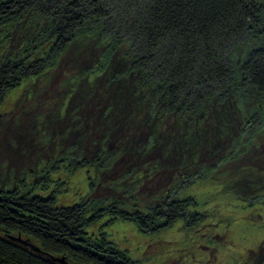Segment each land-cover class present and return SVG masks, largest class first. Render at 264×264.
I'll use <instances>...</instances> for the list:
<instances>
[{"label":"trees","instance_id":"trees-1","mask_svg":"<svg viewBox=\"0 0 264 264\" xmlns=\"http://www.w3.org/2000/svg\"><path fill=\"white\" fill-rule=\"evenodd\" d=\"M108 1L0 0V28L18 25L25 37L15 60L0 59V112L16 89L30 94L29 80L52 67L72 71L59 102L64 112H44L40 129L27 117H0V264H59L43 251L125 264L102 246L104 231L82 245L86 226L104 212L134 219L152 234L178 219L193 223L191 197L176 196L189 179L225 173L221 192L252 206L264 196V38L250 31L258 23L264 31V0ZM43 48L45 58L36 59L34 50ZM68 113L72 119L64 120ZM32 127L30 138L23 129ZM101 127L112 135L104 143L115 142L110 155L98 145ZM80 130L96 145H87ZM244 133L259 138L246 147ZM108 165L122 179L109 193L62 199L65 170ZM156 179L151 195L158 201L149 211L122 205L120 192L141 194L139 183ZM19 228L41 247L24 245L13 232Z\"/></svg>","mask_w":264,"mask_h":264},{"label":"rangeland","instance_id":"rangeland-1","mask_svg":"<svg viewBox=\"0 0 264 264\" xmlns=\"http://www.w3.org/2000/svg\"><path fill=\"white\" fill-rule=\"evenodd\" d=\"M111 1L113 0H109L108 3ZM113 3L112 5H105L110 7L113 6ZM262 26L258 23L255 26V31L252 29L250 31L254 33L253 35L256 34L259 38H264V31L260 32ZM8 28H13L12 38L6 34ZM8 28H0V59H2V62H7L10 57L15 60L17 57L16 51H21L24 46L25 37L19 35L20 26H8ZM254 40L255 37L252 41ZM27 46L26 48H30L28 44ZM249 46L246 45L244 48L246 49ZM34 51L36 59L45 58L41 54L44 48ZM18 61H20V57ZM69 72L72 71H67L66 68L52 67L48 70L47 75L38 78L39 80L28 81V92L30 91L28 96L23 93V87L13 91L0 112L2 122L12 119V121L18 123L23 119L22 117H27L26 122L28 120L32 121L34 123L33 127L40 129L42 123L45 122L43 121L46 117L43 115L44 112H49L54 117L57 116L56 113L61 115L64 108L63 105H59V102L64 99L62 96L64 93L63 85L70 75ZM49 80H53V83H49ZM32 107L40 109L41 113L39 114L41 116L37 115L38 118H31L32 112H28V109ZM85 113H88V111L85 110ZM66 119H72L71 113L67 114L64 120ZM98 123L100 124L99 121ZM33 127L23 129V132L29 135L30 138H33L34 135L33 133L30 134ZM56 130V133H61L59 129ZM84 132L85 130L78 131L79 136ZM97 134L100 137L98 145L103 147L104 153L110 155L114 152L115 142L109 140L111 146H107L103 141H106L109 137L112 138L106 127L98 128ZM63 135L65 138L72 139L70 135ZM250 136L252 135L244 133L240 138H243L244 141L242 142L246 147L251 141H256L259 138L258 134H253L252 139ZM80 137L87 145H96L95 138ZM62 161L67 162L65 158ZM74 172L70 170L63 172L64 185L60 189L62 190V199L70 203L78 199L93 198L94 196H100L101 198L104 191L108 193L111 191L112 183L116 185L122 181V179L114 178L119 176L120 169L112 170L109 165L100 167V169L92 168L89 172L84 168L73 174ZM224 175L225 173L223 175H213V177L207 175L203 178L189 179L188 184L186 183L187 185L182 188L181 192L180 189L177 190L178 200H185L187 196H190L191 200L189 202H193L194 214L197 215V219H203L196 226H193L197 221V219H194V216H196L194 215L193 223L186 218L178 219L171 225V228L165 229L159 234H152L146 232L134 219L115 218V215L104 212L98 216L97 220L86 226L85 229L89 231L90 236L85 237L82 245L94 244L95 237L103 238L101 232L104 231V239L107 238L109 241L106 239L107 243L102 246L112 251L115 258H117L116 260H122V263L125 264H264V196L254 198L252 202L254 206H252L236 199L231 194L221 192L222 185L219 182L224 180ZM33 178L31 176L28 179ZM158 181L159 179L153 180L148 182V185L145 183V186L140 182V187L144 189L137 188V190L141 194L132 191L120 192L122 205L129 208L130 211L140 208L149 211L151 209L149 204L158 201L153 200L154 191H158V188L153 185H156ZM167 205L168 202H166V205L162 204L161 206L168 210ZM150 229L151 226L148 230ZM19 231L13 232H15V235L22 237L24 245L31 242L35 246L41 247V242L32 237L27 229L19 228ZM42 254L47 258L50 256L59 264H86V262L76 259L71 252L48 253L43 251Z\"/></svg>","mask_w":264,"mask_h":264},{"label":"bare ground","instance_id":"bare-ground-1","mask_svg":"<svg viewBox=\"0 0 264 264\" xmlns=\"http://www.w3.org/2000/svg\"><path fill=\"white\" fill-rule=\"evenodd\" d=\"M139 229V228H138Z\"/></svg>","mask_w":264,"mask_h":264}]
</instances>
